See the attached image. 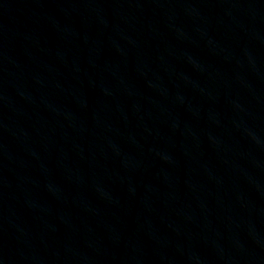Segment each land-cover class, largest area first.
I'll return each instance as SVG.
<instances>
[{"label":"water","instance_id":"1","mask_svg":"<svg viewBox=\"0 0 264 264\" xmlns=\"http://www.w3.org/2000/svg\"><path fill=\"white\" fill-rule=\"evenodd\" d=\"M0 264H264V0H0Z\"/></svg>","mask_w":264,"mask_h":264}]
</instances>
